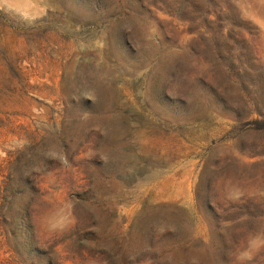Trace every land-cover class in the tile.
Instances as JSON below:
<instances>
[{
    "label": "rangeland",
    "instance_id": "obj_1",
    "mask_svg": "<svg viewBox=\"0 0 264 264\" xmlns=\"http://www.w3.org/2000/svg\"><path fill=\"white\" fill-rule=\"evenodd\" d=\"M264 0H0V264H264Z\"/></svg>",
    "mask_w": 264,
    "mask_h": 264
},
{
    "label": "trees",
    "instance_id": "obj_2",
    "mask_svg": "<svg viewBox=\"0 0 264 264\" xmlns=\"http://www.w3.org/2000/svg\"><path fill=\"white\" fill-rule=\"evenodd\" d=\"M255 123L262 124V126H264V120L256 121Z\"/></svg>",
    "mask_w": 264,
    "mask_h": 264
}]
</instances>
